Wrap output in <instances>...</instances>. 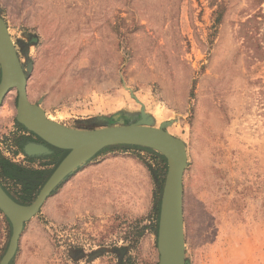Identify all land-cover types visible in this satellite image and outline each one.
Returning <instances> with one entry per match:
<instances>
[{
  "label": "rangeland",
  "instance_id": "1",
  "mask_svg": "<svg viewBox=\"0 0 264 264\" xmlns=\"http://www.w3.org/2000/svg\"><path fill=\"white\" fill-rule=\"evenodd\" d=\"M263 10L264 0H0L28 98L48 118L90 129L134 121L144 105L184 141L185 264H264V55L244 25L264 38ZM16 100L12 88L0 104V158L41 171L32 186L4 182L31 202L65 150L16 121ZM33 134L50 153H24ZM100 150L24 222L8 264H158L166 160L143 146ZM109 165L136 191L102 211ZM10 236L0 210V259Z\"/></svg>",
  "mask_w": 264,
  "mask_h": 264
},
{
  "label": "water",
  "instance_id": "2",
  "mask_svg": "<svg viewBox=\"0 0 264 264\" xmlns=\"http://www.w3.org/2000/svg\"><path fill=\"white\" fill-rule=\"evenodd\" d=\"M26 82V73L9 35L7 24L0 16V104L6 93L15 88L17 91L16 121L45 143L65 150V154L31 202L15 201L0 185V210L11 224V236L0 259V264H8L13 257L24 222L38 212L52 189L67 174L80 166L77 165L74 169L64 171L69 155L79 148L94 147V151L89 156L91 158L103 147L116 144L151 148L165 158L167 170L162 188L157 227L158 264H185L182 178L187 164V154L184 141L171 134L164 127V123L154 126L152 117L144 111V105L140 108L139 118L134 121L97 128H74L50 120L38 103L29 100ZM23 150L28 156L51 152L46 144L35 141H27ZM21 206L31 208L26 210Z\"/></svg>",
  "mask_w": 264,
  "mask_h": 264
},
{
  "label": "trees",
  "instance_id": "3",
  "mask_svg": "<svg viewBox=\"0 0 264 264\" xmlns=\"http://www.w3.org/2000/svg\"><path fill=\"white\" fill-rule=\"evenodd\" d=\"M263 1V0H261ZM255 17L259 16L261 18L262 23H264V10L263 11H258L256 12V14H254ZM249 19L246 20V22L244 23L245 28H246V32H245V39L246 41H248V43H252V42H257V47L260 50V53L264 55V48H263V44H261V41L264 39L262 36H254L255 34H253L252 30L248 27V23H249ZM251 27V26H250ZM253 27V26H252ZM259 28V27H256ZM255 28V29H256ZM249 30V32H248ZM253 34V35H252ZM116 146H136V147H141V146H137V145H122V144H117V145H109V146H105L103 147L101 151H105L107 149H111L113 147ZM146 148V147H145ZM151 149V148H148ZM160 157L162 158V160L164 161V157L163 155L159 154ZM27 160L31 161L33 160V158L28 157ZM41 171L39 170H35L31 167H24V166H20V165H16L14 163H10L8 160L4 159V158H0V185L3 187V189L17 202L19 203H29L30 201L27 200L26 197V189L21 190V192L18 193V195H12L9 191H7L6 187H5V183L6 180L8 179H16L18 181H21L23 183V185L25 187L32 186L34 184V182L32 180L35 179L34 175L37 173H40Z\"/></svg>",
  "mask_w": 264,
  "mask_h": 264
},
{
  "label": "crops",
  "instance_id": "4",
  "mask_svg": "<svg viewBox=\"0 0 264 264\" xmlns=\"http://www.w3.org/2000/svg\"><path fill=\"white\" fill-rule=\"evenodd\" d=\"M103 164L105 165L109 163L104 162ZM109 166L111 170L109 172L107 171L106 173H103L102 179H99L100 181L99 183L100 199L99 200L104 205L102 211H104L105 203L107 202L106 206H109L110 203L108 202L112 201L115 198V196L122 195L123 199L128 201L133 198L135 191H136V188H135L136 181L132 174H130L127 171L126 173L117 171L115 168V165H109ZM122 176L125 178L124 182H123ZM118 182L120 183L116 186Z\"/></svg>",
  "mask_w": 264,
  "mask_h": 264
},
{
  "label": "bare ground",
  "instance_id": "5",
  "mask_svg": "<svg viewBox=\"0 0 264 264\" xmlns=\"http://www.w3.org/2000/svg\"><path fill=\"white\" fill-rule=\"evenodd\" d=\"M48 119H50V118H48ZM50 120H53V119H50ZM53 121H55V120H53ZM94 149H95L94 147H88V148H79V149L74 150L69 155V159L65 165L64 171L74 169V168H76L77 165H81V164L85 163L87 161L86 158L91 156ZM22 207H24L26 210H29L31 208L30 206H21V208Z\"/></svg>",
  "mask_w": 264,
  "mask_h": 264
},
{
  "label": "flooded vegetation",
  "instance_id": "6",
  "mask_svg": "<svg viewBox=\"0 0 264 264\" xmlns=\"http://www.w3.org/2000/svg\"><path fill=\"white\" fill-rule=\"evenodd\" d=\"M29 141L41 142V140L34 134L29 138Z\"/></svg>",
  "mask_w": 264,
  "mask_h": 264
}]
</instances>
